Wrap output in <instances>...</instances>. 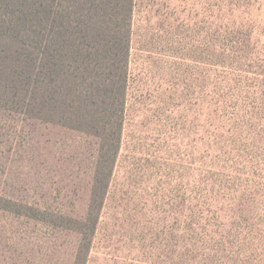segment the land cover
Segmentation results:
<instances>
[{"label":"rangeland","instance_id":"obj_1","mask_svg":"<svg viewBox=\"0 0 264 264\" xmlns=\"http://www.w3.org/2000/svg\"><path fill=\"white\" fill-rule=\"evenodd\" d=\"M122 142L85 264H264V0H137ZM98 142L0 110V195L75 216ZM78 237L0 210V264Z\"/></svg>","mask_w":264,"mask_h":264},{"label":"trees","instance_id":"obj_2","mask_svg":"<svg viewBox=\"0 0 264 264\" xmlns=\"http://www.w3.org/2000/svg\"><path fill=\"white\" fill-rule=\"evenodd\" d=\"M137 0H0V110L98 142L84 215L0 195V210L78 237L85 264L120 151Z\"/></svg>","mask_w":264,"mask_h":264}]
</instances>
